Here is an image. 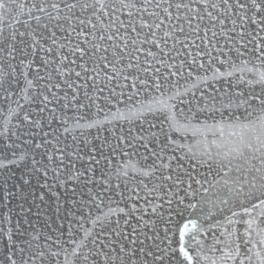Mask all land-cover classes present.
I'll list each match as a JSON object with an SVG mask.
<instances>
[{"label": "snow or ice", "instance_id": "obj_1", "mask_svg": "<svg viewBox=\"0 0 264 264\" xmlns=\"http://www.w3.org/2000/svg\"><path fill=\"white\" fill-rule=\"evenodd\" d=\"M0 264H264V0H0Z\"/></svg>", "mask_w": 264, "mask_h": 264}]
</instances>
